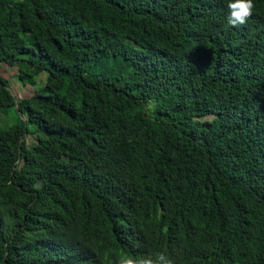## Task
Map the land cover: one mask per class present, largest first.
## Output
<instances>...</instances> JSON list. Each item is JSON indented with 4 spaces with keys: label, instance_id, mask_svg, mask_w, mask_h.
Here are the masks:
<instances>
[{
    "label": "trees",
    "instance_id": "16d2710c",
    "mask_svg": "<svg viewBox=\"0 0 264 264\" xmlns=\"http://www.w3.org/2000/svg\"><path fill=\"white\" fill-rule=\"evenodd\" d=\"M230 2L0 0L35 88L0 74V264H264V0Z\"/></svg>",
    "mask_w": 264,
    "mask_h": 264
},
{
    "label": "rangeland",
    "instance_id": "374dc122",
    "mask_svg": "<svg viewBox=\"0 0 264 264\" xmlns=\"http://www.w3.org/2000/svg\"><path fill=\"white\" fill-rule=\"evenodd\" d=\"M17 67L6 65L3 63H0V74L3 78H7L9 81V85L12 89V91L15 94H18L21 97L25 95L31 94V92L35 89L33 88V85L30 83H23L20 78L17 77ZM46 76L47 72L43 71L38 77L36 81V87H39L43 85L46 82ZM35 86V85H34ZM20 117V114L16 111V109L8 108L6 110L0 109V126L1 127H8L14 124L16 122L17 118ZM29 140L28 142H33L32 137L28 136Z\"/></svg>",
    "mask_w": 264,
    "mask_h": 264
},
{
    "label": "clouds",
    "instance_id": "9594fccd",
    "mask_svg": "<svg viewBox=\"0 0 264 264\" xmlns=\"http://www.w3.org/2000/svg\"><path fill=\"white\" fill-rule=\"evenodd\" d=\"M230 15L228 18L229 24L233 27L243 25L252 16L255 4L253 0H231L228 4ZM121 264H173L165 254L159 253L156 258H134L129 256L122 260Z\"/></svg>",
    "mask_w": 264,
    "mask_h": 264
}]
</instances>
